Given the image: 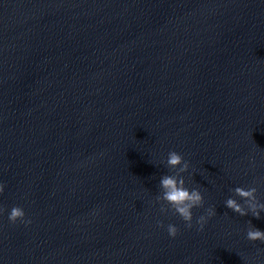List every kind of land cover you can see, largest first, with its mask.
Wrapping results in <instances>:
<instances>
[{"label": "water", "instance_id": "1", "mask_svg": "<svg viewBox=\"0 0 264 264\" xmlns=\"http://www.w3.org/2000/svg\"><path fill=\"white\" fill-rule=\"evenodd\" d=\"M0 184V264H264L224 204L264 202V0H0Z\"/></svg>", "mask_w": 264, "mask_h": 264}, {"label": "clouds", "instance_id": "2", "mask_svg": "<svg viewBox=\"0 0 264 264\" xmlns=\"http://www.w3.org/2000/svg\"><path fill=\"white\" fill-rule=\"evenodd\" d=\"M166 165L171 170H175L173 174L162 175L159 181L161 192L156 196V201L160 202V212L165 213L172 211L174 214L185 222L186 227H192L193 213L192 209L202 207L204 198L202 193L197 188L189 189L185 186V180L181 173H184L189 168L188 161L184 160L182 155L176 151H169L167 155ZM0 192H3V184H0ZM234 195L241 198L243 203L237 201L234 197H229L224 201L225 206L231 209L234 213L240 216H246L250 212L253 217L259 219L260 214L264 211V202H260L256 196L257 188L237 186L233 189ZM206 216L200 215L196 219L199 230H202L206 223L207 217L216 214L213 207L206 209ZM25 213L19 206H13L9 212L8 219L15 223L18 219L23 223H30V220H25ZM158 226H163L162 221H157ZM167 233L171 237L177 235L178 229L173 224L167 225ZM246 239L249 241H260L264 243V231L256 228L249 221V227L246 231Z\"/></svg>", "mask_w": 264, "mask_h": 264}]
</instances>
